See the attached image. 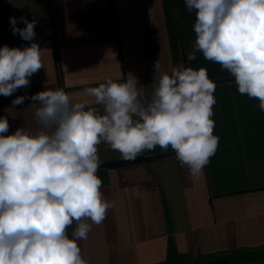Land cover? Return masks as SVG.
Returning <instances> with one entry per match:
<instances>
[{
	"label": "crops",
	"instance_id": "1",
	"mask_svg": "<svg viewBox=\"0 0 264 264\" xmlns=\"http://www.w3.org/2000/svg\"><path fill=\"white\" fill-rule=\"evenodd\" d=\"M21 16L38 21L34 41L13 35L9 18ZM194 22L184 0H0V47L36 42L43 63L27 89L0 96L8 134L22 126L39 130L33 115L39 105H12L25 92L63 89L76 101L86 88L131 74L151 93L154 78L181 63L205 68L216 84L219 144L198 179L170 148L157 146L130 162L98 146L101 191L114 207L78 241L89 264H187L220 256L228 259L222 264H264V111L218 63L202 53L188 60ZM75 226L67 229L70 238Z\"/></svg>",
	"mask_w": 264,
	"mask_h": 264
},
{
	"label": "clouds",
	"instance_id": "2",
	"mask_svg": "<svg viewBox=\"0 0 264 264\" xmlns=\"http://www.w3.org/2000/svg\"><path fill=\"white\" fill-rule=\"evenodd\" d=\"M184 2L195 13L188 60L202 53L218 63L238 92L257 99L264 111V0ZM9 23L13 35L34 41L35 18L10 17ZM41 68L38 43L0 47V96L27 89ZM152 85L147 93L129 74L123 82L108 78L86 88L76 101L63 89L12 100L13 106L25 100L39 105L33 114L39 130L22 126L8 134V117L0 116V264H89L78 241L87 240L92 225L102 224L114 207L97 174L102 143L125 161L157 146L170 148L191 178L203 174L219 144L212 119L216 84L205 68L181 63Z\"/></svg>",
	"mask_w": 264,
	"mask_h": 264
},
{
	"label": "rangeland",
	"instance_id": "3",
	"mask_svg": "<svg viewBox=\"0 0 264 264\" xmlns=\"http://www.w3.org/2000/svg\"><path fill=\"white\" fill-rule=\"evenodd\" d=\"M220 257H223V256H220ZM220 257H215V260H217L216 258H220ZM212 261H214L213 260V258H211V257H205V258H202V259H200V260H197V261H195V262H190V263H187V264H203V263H206V262H212Z\"/></svg>",
	"mask_w": 264,
	"mask_h": 264
},
{
	"label": "bare ground",
	"instance_id": "4",
	"mask_svg": "<svg viewBox=\"0 0 264 264\" xmlns=\"http://www.w3.org/2000/svg\"><path fill=\"white\" fill-rule=\"evenodd\" d=\"M217 261H220V260H214L212 262H206V263H203V264H210V263H214V262H217ZM221 261L226 263L228 261V259H224V260H221Z\"/></svg>",
	"mask_w": 264,
	"mask_h": 264
},
{
	"label": "water",
	"instance_id": "5",
	"mask_svg": "<svg viewBox=\"0 0 264 264\" xmlns=\"http://www.w3.org/2000/svg\"><path fill=\"white\" fill-rule=\"evenodd\" d=\"M222 263H223L222 261H217V262L210 263V264H222Z\"/></svg>",
	"mask_w": 264,
	"mask_h": 264
},
{
	"label": "trees",
	"instance_id": "6",
	"mask_svg": "<svg viewBox=\"0 0 264 264\" xmlns=\"http://www.w3.org/2000/svg\"><path fill=\"white\" fill-rule=\"evenodd\" d=\"M131 162V161H130ZM125 163H129V162H125Z\"/></svg>",
	"mask_w": 264,
	"mask_h": 264
}]
</instances>
